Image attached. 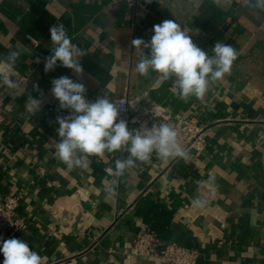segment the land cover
Listing matches in <instances>:
<instances>
[{
    "label": "crops",
    "instance_id": "obj_1",
    "mask_svg": "<svg viewBox=\"0 0 264 264\" xmlns=\"http://www.w3.org/2000/svg\"><path fill=\"white\" fill-rule=\"evenodd\" d=\"M255 0H167L133 21L123 2L109 0H0V199L18 196L22 227L0 238L25 240L42 264H164L130 254L139 232L197 251L196 264H264V11ZM173 19L193 42L214 55L216 41L237 52L230 73L212 81L202 98L185 102L155 72H136L153 25ZM63 25L84 50L81 77L57 66L45 73L51 54L50 27ZM12 50L22 55L14 70L3 63ZM147 52V50H144ZM60 76L81 80L90 101L115 102L125 93L194 118L203 128L204 149L167 160L147 161L115 172L127 148L90 156L86 169H69L56 155L57 115H67L51 94ZM29 96L40 111L29 113ZM135 131L136 118L126 117ZM108 188L113 189L109 194ZM206 201L204 207L194 201ZM4 256L0 253V264Z\"/></svg>",
    "mask_w": 264,
    "mask_h": 264
},
{
    "label": "clouds",
    "instance_id": "obj_2",
    "mask_svg": "<svg viewBox=\"0 0 264 264\" xmlns=\"http://www.w3.org/2000/svg\"><path fill=\"white\" fill-rule=\"evenodd\" d=\"M252 7L264 11V0H255ZM52 42L51 54L45 58L44 71L48 73L60 66L72 70L81 77L84 68L79 62L84 50L73 44L63 25H53L49 29ZM153 35L149 41L143 38L131 40L133 47L141 49L136 72L148 76L155 72L159 78L168 81L173 79V89L178 98L185 102L189 97L202 98L212 81L221 79L230 73L236 50L228 44L216 41L212 52L197 46L187 29L173 19H165L153 25ZM144 50H147L144 51ZM18 50H12L3 63L8 72H12L21 57ZM2 83L15 88L16 83L5 75ZM51 94L59 102V109L66 110L67 115L55 118L59 127L56 132L59 142L55 144L56 155L69 169L89 167L88 157L103 156L127 148L129 156L115 161V175L122 176L126 169L137 166V162L147 161L150 154L156 152L161 158H187L188 152L177 140V132L166 123L141 125V129H129L128 122L120 118L125 105L110 101L107 97L98 96L95 100L86 98L87 88L81 80L74 81L68 76H60L51 81ZM42 100L29 96L26 110L29 113L40 111ZM109 194L113 189L108 188ZM194 203L204 207L206 201ZM0 253L3 264H42V257L22 239L0 238Z\"/></svg>",
    "mask_w": 264,
    "mask_h": 264
},
{
    "label": "built area",
    "instance_id": "obj_3",
    "mask_svg": "<svg viewBox=\"0 0 264 264\" xmlns=\"http://www.w3.org/2000/svg\"><path fill=\"white\" fill-rule=\"evenodd\" d=\"M164 1L167 0H109V4L113 5L117 2H123L135 22L145 16L151 6L161 4ZM247 1L235 0L236 3ZM2 102L3 98L0 96V108ZM121 102L125 105V111L121 113L120 118L126 120L127 116L133 115L136 118L135 131L140 130L143 123H146L149 127L152 124L166 123L177 132L178 143L183 149L187 152L203 151L205 145L204 131L198 125L196 119L175 117L166 108L148 102L140 103V100L127 93L114 103L119 105ZM2 121L3 118L0 112V127ZM153 153L160 157L156 152ZM105 172L107 174L115 173L110 168H105ZM18 202L19 197L16 195L5 196L0 199V236H4L11 230L22 227V223L16 214ZM159 245L160 241L151 233L142 231L137 233L132 239L130 254L138 258H159L164 264H196L198 257L196 250L177 243H166L161 247Z\"/></svg>",
    "mask_w": 264,
    "mask_h": 264
}]
</instances>
